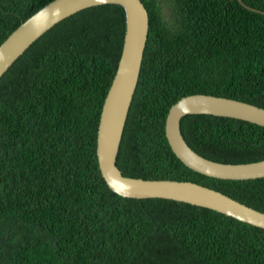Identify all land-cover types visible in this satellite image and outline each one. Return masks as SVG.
<instances>
[{"label": "trees", "instance_id": "trees-1", "mask_svg": "<svg viewBox=\"0 0 264 264\" xmlns=\"http://www.w3.org/2000/svg\"><path fill=\"white\" fill-rule=\"evenodd\" d=\"M52 0H0V45ZM150 29L117 165L125 176L193 181L264 211V177L221 179L185 165L169 109L204 93L264 107V0H142ZM126 31L125 10H80L0 78V264H264V228L165 198L117 195L97 135ZM188 144L225 163L264 159V126L188 114Z\"/></svg>", "mask_w": 264, "mask_h": 264}, {"label": "water", "instance_id": "water-1", "mask_svg": "<svg viewBox=\"0 0 264 264\" xmlns=\"http://www.w3.org/2000/svg\"><path fill=\"white\" fill-rule=\"evenodd\" d=\"M245 7L261 11L239 0ZM118 4L125 10L126 31L116 74L106 95L97 135L101 173L108 186L130 198H165L210 208L264 228V211L221 191L193 182L125 176L117 165L130 107L138 86L150 29L149 11L142 0H52L20 24L0 45V78L13 63L55 24L88 7ZM264 13V12H263ZM188 114L234 117L264 126V107L246 101L196 93L182 97L169 109L165 131L177 157L202 174L229 180L264 177V159L225 163L204 157L186 141L181 121Z\"/></svg>", "mask_w": 264, "mask_h": 264}, {"label": "clouds", "instance_id": "clouds-1", "mask_svg": "<svg viewBox=\"0 0 264 264\" xmlns=\"http://www.w3.org/2000/svg\"><path fill=\"white\" fill-rule=\"evenodd\" d=\"M116 194L117 195H125V193H123V192H117Z\"/></svg>", "mask_w": 264, "mask_h": 264}]
</instances>
